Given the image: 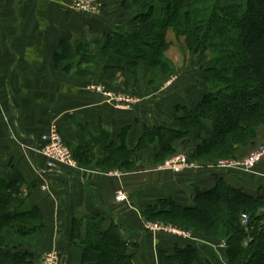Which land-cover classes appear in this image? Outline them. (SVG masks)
<instances>
[{
    "label": "trees",
    "instance_id": "obj_1",
    "mask_svg": "<svg viewBox=\"0 0 264 264\" xmlns=\"http://www.w3.org/2000/svg\"><path fill=\"white\" fill-rule=\"evenodd\" d=\"M130 4L135 10L130 27L93 39L98 51L89 43L72 44L66 56L58 54L69 60L62 70L89 74L101 58L104 70L147 62L150 74L164 76L171 70L166 52L173 34L189 53L206 56L207 68L198 78L203 94L194 106L175 105L170 120L147 122L133 146L125 137L118 143L103 132L95 139L104 152L97 165L132 170L147 148H155L154 161L160 163L191 134L196 145L190 158L206 165L233 157L264 138V0H130ZM73 151L79 163L95 162L88 150ZM24 185L20 172L4 177L0 171V264H36L34 248L44 217L39 205L21 195ZM194 192L192 204H180L171 196L159 198L142 216L192 229L199 240L225 241V264H264V194L232 186L219 175L214 186L196 187ZM243 214L248 216L246 226ZM105 220L101 215L73 218L71 244L82 248L80 264H135L136 246L124 239L119 224L111 222L105 228ZM199 240H183L172 252L160 248L159 264H222L210 253L203 255L208 245Z\"/></svg>",
    "mask_w": 264,
    "mask_h": 264
},
{
    "label": "crops",
    "instance_id": "obj_2",
    "mask_svg": "<svg viewBox=\"0 0 264 264\" xmlns=\"http://www.w3.org/2000/svg\"><path fill=\"white\" fill-rule=\"evenodd\" d=\"M100 1L105 12L89 17L72 9L73 0H0V171L4 177L20 172L25 180L21 195L43 212L45 226L34 248L37 256L56 249L62 251L61 264H80L82 248L71 244L73 218L101 215L106 218L105 228L111 222L119 224L122 234L136 246L135 264H159L160 248L172 252L177 244L189 239L146 229L142 216L146 206L169 196L180 204H192L195 188H211L217 175L251 194H264V169L257 174L229 173L209 170L202 164L182 173L160 172L155 170V148L145 149L132 170H105L97 165L104 156L95 140L99 135L109 132L111 140L118 143L125 137L133 146L148 122L145 110H117L89 91V84L100 77L112 81L111 74L97 70L89 78L62 70L69 60L58 54L66 56L72 44L88 43L89 32L106 33L131 25L134 14L127 8L130 3ZM201 98L202 94L194 95L189 106ZM180 103L184 102L179 97L175 105ZM53 124L60 125L66 142L88 150L95 162L48 169L47 158L38 149ZM191 135L188 142L193 149L196 140ZM248 150L250 146L237 153ZM44 184L47 190L42 189ZM119 189L127 192L128 201H116ZM206 245L203 255L210 253L217 259L224 256V252Z\"/></svg>",
    "mask_w": 264,
    "mask_h": 264
},
{
    "label": "rangeland",
    "instance_id": "obj_3",
    "mask_svg": "<svg viewBox=\"0 0 264 264\" xmlns=\"http://www.w3.org/2000/svg\"><path fill=\"white\" fill-rule=\"evenodd\" d=\"M126 1L127 0H123L122 5H126V6L129 5L130 0H128L129 2H126ZM101 5L102 7L99 13L97 14L94 13V14H90L86 16H89V17L102 16L103 12H105V8L102 3ZM130 5L127 6V8H129V10H131L130 12H132L135 16V10H133L132 6ZM120 28H124V27H119L117 29H120ZM101 32L102 31H99L97 33L89 32L88 34V43L89 45H91L92 48H94V50H97L98 48L92 41L98 36L100 37V35L103 34ZM172 35L171 37L173 39V45L166 52L167 60L171 66V70L169 71V74H166L164 76H162L161 74L160 75L157 74L156 76L155 74L153 76L152 73L151 74L149 73V67H148L149 65L147 64V62H142L137 67L127 66L128 68H125V69L114 68V69L104 70L105 62L101 58H98L95 61V64L92 65V69H93L92 72L89 74H84L82 75V77L90 78L91 76H94V74H96V71L98 70L100 72L102 71L103 74H111L113 76V79L112 81L109 80L108 82H105L103 80L104 77H100L98 81H94L91 84H89V87H88L89 91L100 96L106 104H108L109 106L117 110L124 111V112L136 111L138 113L139 112L142 113L141 110H145V112L143 113L147 114L146 120L148 121L149 124H152L154 122L158 123L161 121L170 120L168 115L170 111H173L172 108L174 109L176 101L179 97L183 98L184 103L190 104L189 101L192 99V97H194V95L201 96V94H203V89L200 86V82L198 78H200L203 75L205 69L207 68V65H206L207 58L205 55H198V54L196 55L194 53H189L186 50L183 42L176 40ZM68 73L76 75L74 71H70ZM151 78H155V81L153 80L151 82ZM99 88H101V91H98ZM166 98H170V99L166 101ZM166 103H168V105ZM165 104L167 106H165ZM154 117H157V118H154ZM55 125L57 127L60 126L58 124H55ZM261 131H263L262 128H261ZM193 139L196 140V137H194ZM64 142L67 145V147L71 150L73 157L75 158L78 165L80 166L79 160L73 151L74 147L69 145L65 140ZM45 144H46V141L44 145ZM262 146H264V138L261 136V138L257 139V142L254 145L250 146V150L246 151L245 153H240V154L237 153L233 157H223L214 162L206 163V166L208 168L222 169L220 167H217L218 163L224 160L234 161V160L247 159L251 155L255 154L256 151L260 149ZM244 148L239 149V151L243 150ZM176 149L177 151L173 152V154L168 156L163 162L155 163V170L160 171V172H172V173L185 172L190 168L180 170V171H174L171 169H159V166L165 164L167 160L169 159L174 160V158H181V157H187V162L189 161L190 163L195 164L197 168H201L200 165L203 164L202 162L200 164L197 161H193L190 158V153H191L192 148L189 145V142H185V145L178 146ZM262 169H264V157L261 159L259 164L256 165L253 171L234 170V169H228V170L229 171L230 170L244 171L248 174L249 173L257 174L258 171ZM145 221H150V220H145ZM152 222L168 224L161 220H156ZM168 225H172V224H168ZM172 226L183 228L182 226H175V225H172ZM183 229L189 230L193 234V236L197 238L195 236V232H193L194 230L188 229V228H183ZM197 240H199V238ZM203 241L208 243L210 246H212L215 252L219 251L218 253L223 252V249L226 247L225 241H220V242H215V241H210V240L209 241L203 240ZM37 245L35 246V248L38 247ZM53 251H56V249L47 250L43 255L37 256L36 264H42L46 258L45 255ZM57 252L59 256L61 257L62 251H57ZM218 259H219V262H221L222 264H225L226 262L225 255L219 256Z\"/></svg>",
    "mask_w": 264,
    "mask_h": 264
},
{
    "label": "built area",
    "instance_id": "obj_4",
    "mask_svg": "<svg viewBox=\"0 0 264 264\" xmlns=\"http://www.w3.org/2000/svg\"><path fill=\"white\" fill-rule=\"evenodd\" d=\"M102 5L99 0H73L72 2V9L78 13L90 15V14H97L100 12ZM101 91V88L98 89ZM38 152L43 154L47 158V168L56 170L62 169L63 167H73L77 168L79 165L71 150L67 147L64 142V138L60 133L59 127L55 124L51 125V129L49 133L46 135V144L38 149ZM264 157V146L256 151L255 154L251 155L247 159L241 160H228L222 161L218 163L217 167L222 169H234V170H244V171H253L257 164L261 161ZM196 166L193 163L187 162V157L181 158H174L169 159L166 161L165 164L160 165L159 169H171L174 171H180L187 168H193ZM120 174V173H119ZM43 190H47L48 186L46 184L42 185ZM116 201L125 202L129 200V196L124 189H119L116 192L115 196ZM243 224L246 226L248 225V216L243 214ZM146 229L150 230L151 232L158 234V233H165L171 235H177V237L189 239V240H196L193 234L186 229L174 227L168 224H162L158 222L146 221L145 222ZM45 260L42 264H61V257L59 256L57 251H53L47 253Z\"/></svg>",
    "mask_w": 264,
    "mask_h": 264
},
{
    "label": "water",
    "instance_id": "obj_5",
    "mask_svg": "<svg viewBox=\"0 0 264 264\" xmlns=\"http://www.w3.org/2000/svg\"><path fill=\"white\" fill-rule=\"evenodd\" d=\"M124 239H127V237L124 236ZM62 262H65V257L62 259Z\"/></svg>",
    "mask_w": 264,
    "mask_h": 264
}]
</instances>
